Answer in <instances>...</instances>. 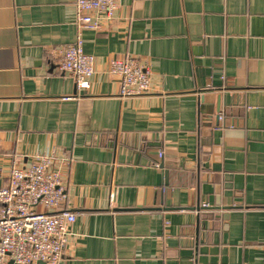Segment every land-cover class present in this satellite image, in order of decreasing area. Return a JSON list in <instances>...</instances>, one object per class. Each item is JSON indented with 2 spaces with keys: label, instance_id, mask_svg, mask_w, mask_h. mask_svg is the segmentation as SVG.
Here are the masks:
<instances>
[{
  "label": "crops",
  "instance_id": "obj_1",
  "mask_svg": "<svg viewBox=\"0 0 264 264\" xmlns=\"http://www.w3.org/2000/svg\"><path fill=\"white\" fill-rule=\"evenodd\" d=\"M74 2L0 0V187L64 162L61 264H264V0H119L99 31ZM79 35L84 91L56 54ZM125 57L154 92L121 96L106 71Z\"/></svg>",
  "mask_w": 264,
  "mask_h": 264
},
{
  "label": "built area",
  "instance_id": "obj_2",
  "mask_svg": "<svg viewBox=\"0 0 264 264\" xmlns=\"http://www.w3.org/2000/svg\"><path fill=\"white\" fill-rule=\"evenodd\" d=\"M118 1L75 0L79 30L99 31L104 21L114 18ZM83 43L79 35L76 42L56 52L60 69L73 75L82 91L90 89L96 73L95 57L84 52ZM106 72L118 77L122 97L154 92L148 62L113 59ZM63 164L56 155L43 154L34 156L27 167L11 168L8 184L0 187V264H61L64 260L76 213L62 209L67 201ZM154 165L160 167L159 162Z\"/></svg>",
  "mask_w": 264,
  "mask_h": 264
},
{
  "label": "water",
  "instance_id": "obj_3",
  "mask_svg": "<svg viewBox=\"0 0 264 264\" xmlns=\"http://www.w3.org/2000/svg\"><path fill=\"white\" fill-rule=\"evenodd\" d=\"M203 99V98H202ZM220 107H218V110H217V112H220V109H219ZM218 119H220V115H219V117H218ZM160 168L161 169H164V162L163 161H161L160 162ZM168 174V172H166V175Z\"/></svg>",
  "mask_w": 264,
  "mask_h": 264
}]
</instances>
